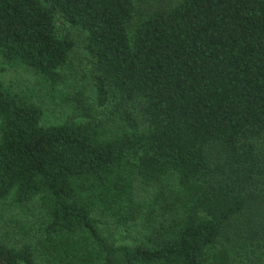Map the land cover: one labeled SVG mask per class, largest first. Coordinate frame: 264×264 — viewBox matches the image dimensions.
I'll return each instance as SVG.
<instances>
[{
	"label": "trees",
	"instance_id": "1",
	"mask_svg": "<svg viewBox=\"0 0 264 264\" xmlns=\"http://www.w3.org/2000/svg\"><path fill=\"white\" fill-rule=\"evenodd\" d=\"M18 69L0 264H264V0H0Z\"/></svg>",
	"mask_w": 264,
	"mask_h": 264
},
{
	"label": "rangeland",
	"instance_id": "2",
	"mask_svg": "<svg viewBox=\"0 0 264 264\" xmlns=\"http://www.w3.org/2000/svg\"><path fill=\"white\" fill-rule=\"evenodd\" d=\"M0 77L7 84L11 83L15 88L23 87L27 83V81L31 79L30 73L26 72L23 69L6 71L2 73ZM48 114L50 119H57L62 116V111H60L58 108H50L48 110Z\"/></svg>",
	"mask_w": 264,
	"mask_h": 264
}]
</instances>
